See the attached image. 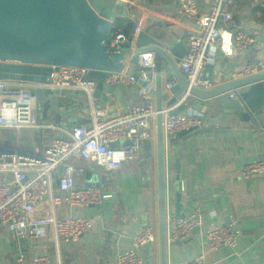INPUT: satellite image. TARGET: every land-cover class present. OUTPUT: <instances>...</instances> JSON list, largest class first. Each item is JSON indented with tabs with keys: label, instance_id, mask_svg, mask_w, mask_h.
<instances>
[{
	"label": "crops",
	"instance_id": "1",
	"mask_svg": "<svg viewBox=\"0 0 264 264\" xmlns=\"http://www.w3.org/2000/svg\"><path fill=\"white\" fill-rule=\"evenodd\" d=\"M182 1L141 0L134 8V23L126 16L118 18L131 22L133 28L135 24H139L140 31L137 35L133 28L131 31L132 48H135L137 36L141 32H146L164 47L175 48L182 45L183 50L186 51L187 36L195 21L188 20L180 12ZM193 1L199 13L198 17L206 15L213 4V0ZM257 1L236 0L232 6L231 25L255 35L256 41L242 56H225L218 45L210 48L205 71V77L211 84L209 88L255 73L257 70L252 69L255 63H260L264 69V13ZM127 13L126 6V15ZM118 19L113 20V27ZM130 58L131 54H128L124 62L126 67L130 64ZM151 75L154 92L159 77L163 92L172 98L171 90H166L169 82L167 65L164 63L160 67L155 64ZM170 81H174L175 86L179 84L175 78ZM139 85L140 83L118 86L123 95L121 100L108 93H103L100 98L94 96L90 98L87 94L59 90L55 93L54 106L47 118L43 119L38 114L41 119L52 121L64 128L70 117L74 118L75 125L79 124L76 123L77 119L88 120L92 106L104 107L110 115L122 113L130 107L141 104L138 97ZM242 91V89L233 91L237 94V99ZM186 97L187 93H183L171 108H165L166 112H170L184 102L186 105L184 112L200 116L202 124L200 129L207 132L179 140L176 139L178 132L174 137L165 136L169 203L167 216L174 217V195L180 192L182 212L187 215L199 210L203 216V224L195 231L193 237L183 241L182 245H167L168 264L196 260L200 256L203 257L204 264H264V176L258 175L247 180L242 175V169L246 164L256 159L264 160V116L263 125H260L257 121H246L229 113L221 104L213 105L207 100L198 105L195 104L192 96ZM104 98L105 101L102 100ZM60 103L64 106L60 107L58 105ZM56 109L60 110V113L65 110L72 111L70 114L60 115L57 120ZM10 133L11 131L8 130L0 133V150H26L38 153L58 136V132L39 135L28 131L27 135L14 140ZM171 140H175L174 143H170ZM147 145L150 146L149 149L146 148ZM149 152L152 153V158L147 168L146 157ZM156 156L155 121L153 141L145 144L139 159L126 162L120 170L108 171L93 164L79 162L87 168V175L92 176L78 179L77 186L98 187L109 197L104 200L102 207L72 208L61 205L57 207L56 216L58 218L66 217L68 214L91 216L95 219L92 230L77 242H62L58 254L49 225H47L46 238L40 240L18 239L6 228H1L0 264L13 263L20 252H24L27 256L48 254L51 257V264H115L116 254L130 248L135 230L145 223L153 225L157 236L156 241L148 247L149 264H160ZM176 160H179V170L175 167ZM177 176H179L178 180ZM181 185L184 186V191H181ZM55 193L60 194L56 183ZM49 218L50 207L48 200L44 199L32 213L31 220L47 223ZM230 223H235L240 230L237 246L229 250H209L205 242V231Z\"/></svg>",
	"mask_w": 264,
	"mask_h": 264
},
{
	"label": "built area",
	"instance_id": "2",
	"mask_svg": "<svg viewBox=\"0 0 264 264\" xmlns=\"http://www.w3.org/2000/svg\"><path fill=\"white\" fill-rule=\"evenodd\" d=\"M127 6V19L135 22L134 8L141 0H123ZM236 0H213L209 12L198 17L193 0H183L180 12L195 23L187 36L186 53L180 61V69L189 86L211 87L205 77L208 50L219 46L228 57L242 56L254 45L255 35L242 28L233 27L232 6ZM257 4L264 13V0ZM139 24L134 25L137 35ZM122 31L110 34L108 51L119 53L121 44L131 41ZM153 54L141 56L138 72L144 85L138 87L141 104L128 108L125 112L109 114L103 107H93L89 111L88 124H80L69 129L61 128L52 121L41 119L37 113L34 92L38 88L81 91L93 97L97 83L89 77V71L71 66H54L45 83L30 81L0 80V133L3 130L21 134L23 131L57 133L41 152L26 150H0V229L6 228L18 239L40 240L46 238L50 226L52 240L59 254L62 242H77L94 227L91 216L68 214L56 216L57 207H102L109 196L95 186H77V180L87 176L83 161L108 171L120 170L126 162L137 160L143 154L145 144L154 139L157 117L154 83L151 73L155 69ZM259 65V66H258ZM260 63L253 64L257 70ZM262 67V66H261ZM104 82L115 86L139 84L138 78L121 73H109ZM176 83L169 81L166 90ZM188 95V93H187ZM228 98L236 100L237 94L229 92ZM200 116L188 112L164 114V134L174 137L178 132L191 127H201ZM264 134V132H263ZM117 143V144H116ZM242 175L250 180L264 176V160L256 159L246 164ZM55 183L60 194L55 193ZM181 191L184 186L181 185ZM48 200L50 218L47 223L33 222L31 215L37 206ZM168 217L167 245L176 241H187L203 224L199 210L183 218ZM209 250H229L237 246L240 230L235 223L209 228L204 233ZM157 239L153 225L145 223L135 230L130 248L119 251L115 264H145L144 250ZM10 264H51L48 254L27 256L20 252ZM178 264H204L203 257Z\"/></svg>",
	"mask_w": 264,
	"mask_h": 264
},
{
	"label": "water",
	"instance_id": "3",
	"mask_svg": "<svg viewBox=\"0 0 264 264\" xmlns=\"http://www.w3.org/2000/svg\"><path fill=\"white\" fill-rule=\"evenodd\" d=\"M126 5L123 0H0V80L30 81L45 83L54 66H71L86 69L89 77L96 83L93 93L95 98H100L103 93L115 95L118 100L123 98L118 86L106 84L105 77L109 73H121L138 78V72L144 68L140 66L142 55L153 54L155 64L167 65L170 81L175 78L178 86L171 89L172 98L163 92V87L158 77L155 88L156 99V175L158 191L159 214V259L160 264H168L167 247V181L165 168V134L164 114L165 108H171L177 98L183 93H188L201 105L202 101L209 100L211 104H221L226 110L246 121L254 120L263 125L264 116V69L260 66L255 73L225 84L204 88L189 86V83L180 69L179 63L186 51L182 45L167 48L141 32L135 40L121 44V51L113 53L108 51L110 34L113 33V20L125 18ZM131 54L129 66L124 62ZM159 68V67H158ZM161 70V69H160ZM160 70H158L160 72ZM243 90L237 100H230L227 93ZM246 89V90H244ZM76 94H85L77 91ZM36 97L37 113L46 119L49 111L53 109L55 92L51 89L38 88L34 92ZM185 98V99H186ZM103 101L106 98L102 99ZM63 107L64 104H58ZM196 108V107H194ZM186 109L184 102L177 108L170 110L171 115H176ZM72 110H55L56 119L60 115L70 114ZM74 118L67 119L65 129L76 127ZM76 123L88 124L89 120L77 119ZM207 132L199 127H191L178 133L177 140L190 135ZM11 132L10 136L16 140L27 135ZM171 140L170 143H174ZM117 144V143H116ZM150 148L149 145L146 146ZM152 152V151H151ZM146 157L149 168L152 153ZM175 167L179 170V160ZM91 178V174L87 175ZM177 180L179 176L176 177ZM173 200L174 218H183L182 195L176 192ZM171 206V205H170ZM172 206V207H173ZM175 245L183 242L176 241ZM146 264H149V248L144 250Z\"/></svg>",
	"mask_w": 264,
	"mask_h": 264
},
{
	"label": "trees",
	"instance_id": "4",
	"mask_svg": "<svg viewBox=\"0 0 264 264\" xmlns=\"http://www.w3.org/2000/svg\"><path fill=\"white\" fill-rule=\"evenodd\" d=\"M113 28H114L113 29L114 32L122 31L129 39H132L131 31H132L133 25L131 22L118 19L116 20V24Z\"/></svg>",
	"mask_w": 264,
	"mask_h": 264
},
{
	"label": "rangeland",
	"instance_id": "5",
	"mask_svg": "<svg viewBox=\"0 0 264 264\" xmlns=\"http://www.w3.org/2000/svg\"><path fill=\"white\" fill-rule=\"evenodd\" d=\"M89 185V184H88Z\"/></svg>",
	"mask_w": 264,
	"mask_h": 264
}]
</instances>
